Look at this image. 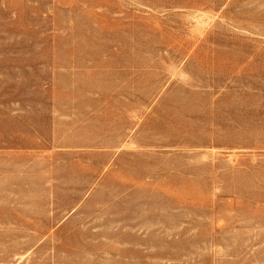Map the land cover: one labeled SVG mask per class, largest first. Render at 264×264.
Segmentation results:
<instances>
[{
	"label": "rangeland",
	"instance_id": "rangeland-1",
	"mask_svg": "<svg viewBox=\"0 0 264 264\" xmlns=\"http://www.w3.org/2000/svg\"><path fill=\"white\" fill-rule=\"evenodd\" d=\"M0 264H264V0H0Z\"/></svg>",
	"mask_w": 264,
	"mask_h": 264
}]
</instances>
